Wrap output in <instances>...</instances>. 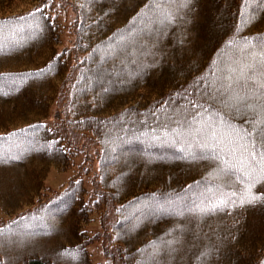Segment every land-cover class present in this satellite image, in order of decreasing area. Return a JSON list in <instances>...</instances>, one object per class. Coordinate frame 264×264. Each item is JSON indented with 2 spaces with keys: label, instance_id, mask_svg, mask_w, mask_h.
I'll use <instances>...</instances> for the list:
<instances>
[{
  "label": "trees",
  "instance_id": "trees-1",
  "mask_svg": "<svg viewBox=\"0 0 264 264\" xmlns=\"http://www.w3.org/2000/svg\"><path fill=\"white\" fill-rule=\"evenodd\" d=\"M40 2L0 0V264H97L87 252L93 243L109 264L264 261V200L202 217L172 214L166 200L191 201L224 178L205 177L208 161L184 159L156 131L196 94L195 78L236 33L245 0H187L181 20L154 47L128 40L119 56L104 55L107 41L148 0H52L41 10L48 15L29 16ZM259 2L248 0L256 18L236 35L264 34ZM50 60L45 76L17 83ZM79 154L76 175L45 188L50 171L69 169ZM254 191L264 192V180ZM93 219L99 230L90 233ZM173 224L184 225L173 251L154 259L151 248L137 251ZM69 247L79 251L67 257ZM206 248L209 255L197 260Z\"/></svg>",
  "mask_w": 264,
  "mask_h": 264
},
{
  "label": "snow or ice",
  "instance_id": "snow-or-ice-1",
  "mask_svg": "<svg viewBox=\"0 0 264 264\" xmlns=\"http://www.w3.org/2000/svg\"><path fill=\"white\" fill-rule=\"evenodd\" d=\"M51 3L52 0H41L28 15H48L41 10ZM247 5L248 0H245L241 6L240 20L236 23V33L256 18L255 11L248 14ZM185 7L187 0H148L129 17L126 25L113 33L104 47V55H121L120 49L122 45L127 46L128 40L154 47L164 28L181 20ZM257 7L264 8V0H260ZM154 22L160 26V30L152 26ZM34 27L39 31L38 21ZM137 32L147 34L148 40L137 41ZM236 33L213 54L209 71L195 78L198 87L190 91L196 94L186 102L183 111L171 113L166 130L156 129L162 136L170 138L184 159L208 161L205 177L224 178L220 183L205 187L191 201H181L175 197L177 203L172 204L166 200L167 207L178 217L189 214L202 217L214 211L230 210L237 204L264 200V192L254 191L255 184L264 180V34L238 36ZM148 41L152 43L148 44ZM61 54L56 53L57 56ZM52 68L50 60L42 68L19 74L17 83L24 84L29 77H43ZM141 70L137 68L129 75ZM164 105H167V100ZM164 105L161 110L167 111ZM203 183L205 180L202 178L194 181L193 185ZM193 185H185V188L190 189ZM183 230V224H173L160 237L137 251L143 255L145 249L151 248L150 259L165 249L173 251ZM78 251V248L69 247L64 248L62 254L72 257ZM209 253L210 249L206 248L200 252L197 260ZM260 264H264V261Z\"/></svg>",
  "mask_w": 264,
  "mask_h": 264
},
{
  "label": "rangeland",
  "instance_id": "rangeland-1",
  "mask_svg": "<svg viewBox=\"0 0 264 264\" xmlns=\"http://www.w3.org/2000/svg\"><path fill=\"white\" fill-rule=\"evenodd\" d=\"M83 161V155L79 154L73 158V163L70 166L69 169L62 171V172H56L55 170H51L49 175L47 176L45 180V188L49 189H59L62 187L66 181L72 177L73 175H76V171H79L78 165ZM93 170V169H92ZM80 176L77 175L76 177ZM84 180V186L89 191L90 190V183L88 181V175L82 176ZM5 215H3L0 211V218H4ZM86 230H88L90 233H93L95 231L99 230V224L97 219L91 220L86 225ZM87 252L89 253L91 260L93 263L97 264H109V260L104 257L102 253V249L99 243H93L87 247Z\"/></svg>",
  "mask_w": 264,
  "mask_h": 264
}]
</instances>
